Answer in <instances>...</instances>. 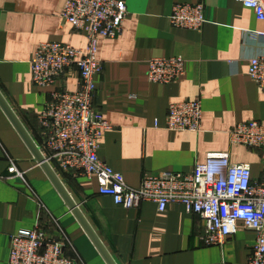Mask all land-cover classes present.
Wrapping results in <instances>:
<instances>
[{
  "label": "crops",
  "instance_id": "1",
  "mask_svg": "<svg viewBox=\"0 0 264 264\" xmlns=\"http://www.w3.org/2000/svg\"><path fill=\"white\" fill-rule=\"evenodd\" d=\"M127 17L115 39H98L93 106L111 126L99 139L98 156L138 188L143 173H191L209 157L247 163L254 178L262 172L260 153L231 145L237 124H264V93L249 79L251 58L264 54V23L235 0H121ZM66 0H0V93L34 143H43L39 117L54 91H74L78 73L67 69L55 87L31 82L30 61L40 43L84 49L86 36L61 19ZM176 4H202L201 31L173 29ZM182 57L184 75L168 85L147 81L153 57ZM200 100L199 133L163 129L169 105ZM160 128H155V124ZM10 161L24 180L8 174ZM73 201L116 264H245L255 235L238 223L222 246L199 241L204 223L177 203L159 212L154 203L138 209L116 206L100 196L96 179L56 171ZM40 223L64 239L65 256L80 264H106L65 206L30 151L0 109V264H6L10 237Z\"/></svg>",
  "mask_w": 264,
  "mask_h": 264
},
{
  "label": "built area",
  "instance_id": "2",
  "mask_svg": "<svg viewBox=\"0 0 264 264\" xmlns=\"http://www.w3.org/2000/svg\"><path fill=\"white\" fill-rule=\"evenodd\" d=\"M250 9L264 23V0H235ZM127 9L121 0H66L61 19L86 36L84 49L56 42L40 43L30 61L31 82L39 88L55 87L65 71L78 73L74 91H54L39 117L43 143L39 147L52 169L71 176L96 179L100 196L126 210L154 203L164 212L172 203L203 221L199 241L205 247L222 246L238 232L237 225L255 235L245 264H264V124L249 121L235 125L228 133L231 145L260 153L262 172L254 178L249 164H234L227 156L209 157L195 165L188 174L143 173L138 188L128 187L122 174L111 169L98 156L99 139L110 129L102 114L93 106L94 78L101 74L102 63L96 59L98 39H115L122 33ZM207 23L202 4H176L169 24L173 29L201 31ZM264 40V32L250 34ZM182 57H153L148 61L147 81L168 85L184 75ZM249 79L264 93V54L249 61ZM202 107L200 100L169 105L163 129L199 133ZM155 128H160L155 124ZM8 174L24 180L14 161ZM64 239L49 236L40 223L31 230L10 237L6 264H80L65 256Z\"/></svg>",
  "mask_w": 264,
  "mask_h": 264
},
{
  "label": "water",
  "instance_id": "3",
  "mask_svg": "<svg viewBox=\"0 0 264 264\" xmlns=\"http://www.w3.org/2000/svg\"><path fill=\"white\" fill-rule=\"evenodd\" d=\"M0 109L10 122V124L13 126L23 143L26 145L28 150L30 151L31 155L34 158V161L39 165V167L42 169L46 177L51 182L52 186L56 190V192L59 194L61 199L63 200L65 206L68 208V210L72 213L76 221L79 223L83 231L86 233L87 237L101 256V258L104 260L106 264H116L108 251L105 249L104 245L96 235V233L93 231L87 220L85 219L84 215L80 211L78 205L73 201L70 194L65 189L64 185L60 181L58 175L56 172L52 169L50 164L47 162V160L42 155L40 148L34 143L28 132L25 130L19 119L16 117L8 103L5 101L3 96L0 93Z\"/></svg>",
  "mask_w": 264,
  "mask_h": 264
}]
</instances>
